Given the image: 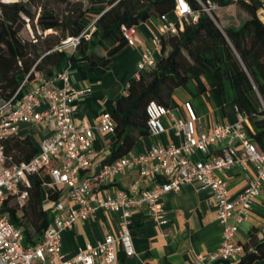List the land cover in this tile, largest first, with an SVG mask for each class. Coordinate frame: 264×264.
<instances>
[{
	"label": "built area",
	"instance_id": "built-area-1",
	"mask_svg": "<svg viewBox=\"0 0 264 264\" xmlns=\"http://www.w3.org/2000/svg\"><path fill=\"white\" fill-rule=\"evenodd\" d=\"M201 5L209 14L220 7L210 0L201 2ZM172 11L174 18L169 13L158 18L159 34L153 36L150 47L143 49L137 63V74L156 66L161 34H177L185 24L197 18L196 11L186 0H176ZM134 27L122 26L127 44L134 41ZM25 28L30 38L35 40L28 19ZM78 40L79 37H69L61 42L59 48H74ZM69 70H59L48 79L38 77L16 102L0 98V264H117L118 247L127 256L135 254L131 212L143 208L157 226L164 225L168 221L164 196L177 193L191 183L208 191L216 207V218L222 225L217 249L206 257L196 255L193 264L237 261L244 252L238 239L239 225L249 219L253 201L264 191V152L257 148L249 134L251 125L247 115L235 107L234 122L226 120L210 130L197 131L196 112L186 101L187 118L175 121V126L183 133L180 144L152 145L141 153H128L104 162L102 150L96 146L93 128L76 122L72 117V102L87 89L71 85ZM56 80H61L62 85H55ZM260 103L264 116V100L261 99ZM170 112L171 108L154 100L148 102L146 113L150 134L165 131L162 117ZM43 122L52 124L53 131L40 140L37 152L29 160L14 161L6 153L5 140L19 136L24 125L38 126ZM114 126L111 113L103 112L98 120V129L114 133ZM212 146H218V149L210 159L193 158L197 151L209 153ZM249 164L253 166L255 175L241 192L232 197L224 172L234 165L245 171ZM86 170L89 172L83 174ZM133 170L137 171L138 177L129 188H116L111 192L104 190L117 175ZM37 173L48 177V181L41 185V206L51 215V221L41 238L31 244L24 243L23 229L16 226L8 212H2L1 208L5 201H11L19 213L30 196V178ZM149 177H155L156 182L145 183ZM97 209L119 213L117 234L108 233L96 244H86L74 255L64 257L61 252L62 231L72 228L78 220L91 217Z\"/></svg>",
	"mask_w": 264,
	"mask_h": 264
},
{
	"label": "trees",
	"instance_id": "trees-1",
	"mask_svg": "<svg viewBox=\"0 0 264 264\" xmlns=\"http://www.w3.org/2000/svg\"><path fill=\"white\" fill-rule=\"evenodd\" d=\"M186 1L196 11V20L185 24L177 34H161L156 66L128 79L125 92L110 112L115 141L104 162L128 154L140 137L149 134L146 105L154 100L173 108V91L178 87L193 97L216 89L226 120H236L235 107L244 112L251 125L249 134L264 152V116L260 103L264 100V22L258 16L264 0H210L220 7L235 4L247 14L238 26L222 29L202 9L201 2L207 0ZM63 2L66 6L60 11L52 0H0V98L16 102L38 77L48 79L64 68L109 65L112 55L127 44L122 26L158 19L176 6V0ZM98 2L105 3L107 8L86 30L90 6ZM26 19L34 31L44 32V36L33 33L35 40L24 38L21 31ZM69 37H79L76 46L59 48ZM37 149L29 135H14L5 140L6 153L17 162L29 160ZM30 180L26 206L17 213V206L5 201L1 211L8 212L10 220L23 229L24 243L35 244L51 221V215L41 206V185L48 177L37 173ZM262 230L264 224L261 229H250L248 239L242 242V256L235 262L222 264H255L264 260V234L258 236Z\"/></svg>",
	"mask_w": 264,
	"mask_h": 264
},
{
	"label": "crops",
	"instance_id": "crops-1",
	"mask_svg": "<svg viewBox=\"0 0 264 264\" xmlns=\"http://www.w3.org/2000/svg\"><path fill=\"white\" fill-rule=\"evenodd\" d=\"M103 2L93 3L90 10L93 15L105 10ZM175 17L173 11L169 13ZM159 19L146 20L134 27L133 43L126 44L112 55L111 62L105 67L82 64L69 70L71 85L77 89H87L80 93L72 102V117L76 122L91 126L96 136V146L102 150V158H106L112 150L115 141L114 133L101 132L98 120L103 112H111L117 98L125 92L127 81L136 76L137 63L145 47L152 45V38L159 34ZM92 23L87 22V27ZM238 26V25H235ZM159 57V55H158ZM55 85L61 86L62 81L56 80ZM175 105L168 115L162 117L165 131L154 135L140 137L134 144L131 154L143 152L152 145H178L183 141V133L175 126V121L187 118L184 102L189 101L197 115L196 130H210L215 124L226 121L218 91L211 88L198 96H191L185 89L178 87L173 91ZM44 104H42V107ZM53 131L52 124L43 122L38 126L24 125L19 136L29 135L38 145L40 140ZM218 146H212L209 153L195 152L194 159H210L217 152ZM89 170L83 171V174ZM255 175L251 164L243 171L234 165L225 171L223 176L228 182L229 193L235 197ZM138 177L137 171H127L117 175L113 181L104 187L106 192L116 188L127 189ZM156 182L155 177L145 180L147 184ZM164 207L167 223L157 226L143 208L131 212V235L135 254L127 256L121 247L117 248V264H193L196 255L206 257L215 251L220 244L222 225L216 218V207L209 197L208 191L198 189L196 184H186L177 193L164 196ZM264 224V191L253 203L249 219L239 225L238 239L245 242L248 231L252 228H262ZM119 213L97 209L94 214L78 220L72 228L61 233V252L64 257L74 255L86 244H96L108 233L117 234ZM264 230L259 231L262 237ZM212 264H222L213 262ZM255 264H264L258 260Z\"/></svg>",
	"mask_w": 264,
	"mask_h": 264
},
{
	"label": "rangeland",
	"instance_id": "rangeland-1",
	"mask_svg": "<svg viewBox=\"0 0 264 264\" xmlns=\"http://www.w3.org/2000/svg\"><path fill=\"white\" fill-rule=\"evenodd\" d=\"M6 1H11V0H6ZM52 1L55 3V7H57L58 10L60 11H62V8L66 6V2L62 3V0H52ZM69 1L72 2L75 0H69ZM84 4L86 3L84 2ZM101 12L102 10L98 13V15ZM87 16L88 17H86V22H91V23H93V21L98 17V16L93 15L92 11H89ZM211 16L214 19V22L216 23V25L222 29V27L224 26L238 25L241 22V20L247 17V14L243 10L239 9L235 4H232L226 7H219V8L214 9L211 13ZM258 16L264 22V8L258 11ZM46 32L48 33L50 31H46ZM32 33H35L37 35L41 34V36H44V32L39 33V31L37 32L36 30L34 31L33 29H32ZM21 35L24 38L30 37V33L26 28L22 29Z\"/></svg>",
	"mask_w": 264,
	"mask_h": 264
}]
</instances>
